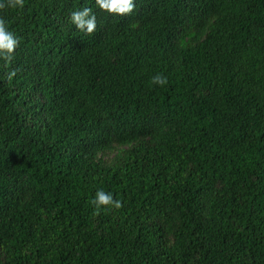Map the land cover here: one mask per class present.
Instances as JSON below:
<instances>
[{
    "label": "trees",
    "instance_id": "obj_1",
    "mask_svg": "<svg viewBox=\"0 0 264 264\" xmlns=\"http://www.w3.org/2000/svg\"><path fill=\"white\" fill-rule=\"evenodd\" d=\"M135 4L0 10V264H264V0Z\"/></svg>",
    "mask_w": 264,
    "mask_h": 264
},
{
    "label": "clouds",
    "instance_id": "obj_2",
    "mask_svg": "<svg viewBox=\"0 0 264 264\" xmlns=\"http://www.w3.org/2000/svg\"><path fill=\"white\" fill-rule=\"evenodd\" d=\"M95 5L100 11L106 12L111 16H129L136 10L135 0H95ZM25 0H0V10L19 9L23 10ZM71 23L78 31L86 35H92L97 28V18L89 7L73 11L70 16ZM20 40L9 31L8 25L3 18H0V61L4 66H8L15 59L16 50ZM17 75V70L12 69L7 73L6 79L10 82ZM168 83L167 77L163 74H156L150 80V84L163 87ZM94 206V216H99L101 212H111L123 207L119 199H115L112 193L98 190L95 197L90 201Z\"/></svg>",
    "mask_w": 264,
    "mask_h": 264
}]
</instances>
